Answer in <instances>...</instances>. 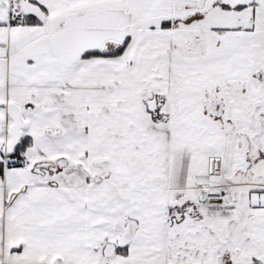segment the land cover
I'll list each match as a JSON object with an SVG mask.
<instances>
[{
  "label": "snow or ice",
  "instance_id": "snow-or-ice-1",
  "mask_svg": "<svg viewBox=\"0 0 264 264\" xmlns=\"http://www.w3.org/2000/svg\"><path fill=\"white\" fill-rule=\"evenodd\" d=\"M0 264H264V0H0Z\"/></svg>",
  "mask_w": 264,
  "mask_h": 264
}]
</instances>
